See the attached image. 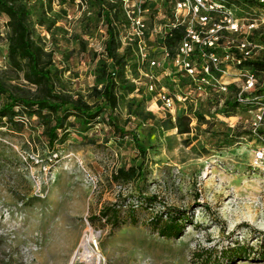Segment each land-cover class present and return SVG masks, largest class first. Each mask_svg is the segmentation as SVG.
<instances>
[{"label": "rangeland", "instance_id": "1", "mask_svg": "<svg viewBox=\"0 0 264 264\" xmlns=\"http://www.w3.org/2000/svg\"><path fill=\"white\" fill-rule=\"evenodd\" d=\"M42 1L54 23L50 30L35 24L33 36L53 51L57 90L80 94L92 104L99 99L93 89L105 84L97 71L107 38L103 22L99 17L87 21L94 13L89 0H52L49 8ZM175 1L128 0L131 18L119 35L118 53L129 54L113 116L137 133L145 156L130 135H119L109 124L108 111L85 131L73 115L67 117L53 148L46 127L54 115L47 111L27 114L17 106L13 121L2 120L0 264H70L73 258L72 264H264L259 257L264 156L256 159L264 148V128L253 124L264 102V93H258L264 71L237 58L264 61V5L218 0L237 21L214 12L202 25L203 37H217L218 58L217 69L202 80L200 68L193 76L182 68L177 45L165 46L174 26L201 27L177 12ZM137 19L144 24L139 35ZM7 21L0 15V79L15 94L34 95L38 87L25 78L24 63L15 66L8 57ZM248 72L255 73L256 83L245 90ZM240 93L253 95L254 102L227 104ZM4 99L0 94V105ZM150 112L167 126L151 119ZM179 114L190 117L187 133L169 124ZM140 164L141 174L128 180L114 177L118 169ZM152 196L156 200L151 203L138 202ZM103 208L109 214L117 210L116 226L101 217ZM164 211L185 213L180 237L165 238L151 227L150 219ZM87 238L88 262L81 247ZM236 243L253 247L248 258L234 263L218 258Z\"/></svg>", "mask_w": 264, "mask_h": 264}, {"label": "trees", "instance_id": "2", "mask_svg": "<svg viewBox=\"0 0 264 264\" xmlns=\"http://www.w3.org/2000/svg\"><path fill=\"white\" fill-rule=\"evenodd\" d=\"M35 0H0V15H6L8 28V57L13 65L20 66L24 63L25 78L32 84L37 85L38 93L34 95H18L7 88L0 79V94H3L5 99L0 105V124L5 118L13 121L18 114L17 106H21L27 114L34 111L42 113L47 111L54 115L51 123L46 127L48 136V144L53 148L55 141L58 139V130L65 129L64 120L73 115L79 129L85 131L91 124L100 116L101 113L108 111V122L114 130L121 136L130 135L134 141L137 150L142 156L147 154V149L140 143L139 137L135 131L127 130L120 126L113 116L115 109L118 107L119 95L117 86L120 82H125V68L127 65L129 50L123 53H118L120 46L119 35L122 28L129 23L126 11L120 0H89L94 5V13L87 17V21L93 22L96 17H99L106 29L107 38L104 42V61L97 67V71L105 79V84L99 89H93V96L99 98L94 103H89L80 94L70 95L57 90L56 80L58 68L54 67L53 51H47L42 43L34 36V26L38 24L45 26L48 30L51 29L54 21L47 16L49 9L44 5L42 0L30 3ZM253 5L260 4L257 0H245ZM52 0H47L48 8L51 6ZM33 14L36 18L33 20ZM185 37V26L176 25L171 28L165 36V46L171 49L173 46H178ZM213 47L197 46L195 55L200 61V51H214ZM174 55V53H172ZM237 58H243L242 64L248 68L260 69L264 71V61L250 60L241 55ZM54 70V72H53ZM213 71V69H212ZM259 94L264 93L258 91ZM244 97H252L253 95L243 93ZM239 102L238 97L233 102H228L230 106H235ZM139 114V111L136 112ZM149 117L155 122L159 121L163 126H167L165 119H157L153 113H148ZM190 117L185 114H179L176 122H170L172 127H177L180 133L190 131ZM264 133V129L261 130ZM143 164L139 167H130L127 170L120 168L114 175L116 179H130L132 175L141 174ZM153 202L156 197H140L138 202L143 201ZM111 210V209H110ZM109 214L108 208H103L101 217L105 218L112 226H116L119 222L117 210L114 208ZM185 213H168L162 212L150 219V225L157 230L159 235L165 238H178L184 232ZM259 247L262 249L259 257L264 258V243ZM253 247L250 245L236 243L219 252L218 258L226 260L227 263H234L242 259L248 258Z\"/></svg>", "mask_w": 264, "mask_h": 264}, {"label": "built area", "instance_id": "3", "mask_svg": "<svg viewBox=\"0 0 264 264\" xmlns=\"http://www.w3.org/2000/svg\"><path fill=\"white\" fill-rule=\"evenodd\" d=\"M260 5H264V0H257ZM123 7L126 11L127 16L131 18L129 13V5L128 0H123ZM175 9L177 12H183L184 15L188 17V21H199L201 27H194L192 24H188L185 26V37L182 39L180 44L177 47V53L182 56L180 61V65L182 68L191 76L197 74L198 69L202 70L203 76L202 80H205V75L209 74L210 70L217 69L218 66V58L216 57L214 51H200V61H194L192 55H195V51L197 46L202 47H213L215 46V40L217 37L210 36V38L203 37L201 33L203 32L202 25H205L207 21L211 18V14L223 13L226 21H237L233 18L231 11H225V5L218 2V0H176L175 1ZM136 21L137 27L139 31L137 34L142 33V29L144 28V24L141 23L139 19ZM179 21V19H178ZM175 27V26H174ZM211 30V29H210ZM213 30V29H212ZM242 47H246V44H242ZM197 52V51H196ZM250 51H245V55H248ZM207 59V62H203ZM155 62L152 61V64ZM256 83V75L255 73H247L245 75V85L244 89L248 90L254 87ZM168 104L171 103V99L164 98ZM238 100L241 102H246L252 104L254 102L253 97H244L243 93L238 95ZM254 129L264 128V102L260 103V112L256 115L254 121ZM264 156V148L258 149L256 152V159L259 160Z\"/></svg>", "mask_w": 264, "mask_h": 264}, {"label": "bare ground", "instance_id": "4", "mask_svg": "<svg viewBox=\"0 0 264 264\" xmlns=\"http://www.w3.org/2000/svg\"><path fill=\"white\" fill-rule=\"evenodd\" d=\"M89 241L90 239H85L82 244H81V247H82V257L88 262L90 257H91V250L89 248ZM74 259V258H73ZM73 259L72 261L70 262V264H72L73 262Z\"/></svg>", "mask_w": 264, "mask_h": 264}]
</instances>
